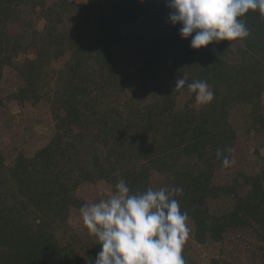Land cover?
I'll return each instance as SVG.
<instances>
[{"label":"trees","instance_id":"trees-1","mask_svg":"<svg viewBox=\"0 0 264 264\" xmlns=\"http://www.w3.org/2000/svg\"><path fill=\"white\" fill-rule=\"evenodd\" d=\"M169 12L166 0H0V82L14 70L9 99L47 102L54 121L31 157L20 151L7 164L0 150V264H95L101 245L69 218L91 204L81 187L104 183L113 194L120 180L134 193L181 189L174 198L199 245L246 230L264 242V168L217 179L232 168L236 107L250 110L242 133L264 135V16L241 18L244 40L193 49ZM183 77L206 81L214 100L174 92Z\"/></svg>","mask_w":264,"mask_h":264},{"label":"clouds","instance_id":"clouds-1","mask_svg":"<svg viewBox=\"0 0 264 264\" xmlns=\"http://www.w3.org/2000/svg\"><path fill=\"white\" fill-rule=\"evenodd\" d=\"M166 6L170 23L181 25L179 34L191 37L193 49L244 40L250 30L241 18L249 10L264 16V0H166ZM185 88L200 105L214 100L206 81L183 77L176 81L174 92ZM222 156L223 166H230V159L218 149L217 158ZM114 187L107 199L80 208L83 224L101 245L95 264H186L182 251L190 218L174 198L182 190L161 187L134 193L123 180Z\"/></svg>","mask_w":264,"mask_h":264},{"label":"rangeland","instance_id":"rangeland-1","mask_svg":"<svg viewBox=\"0 0 264 264\" xmlns=\"http://www.w3.org/2000/svg\"><path fill=\"white\" fill-rule=\"evenodd\" d=\"M43 23V19H37L38 28H41ZM232 58L237 59L238 55ZM61 64L57 63V67ZM53 82L54 80L52 84ZM17 83L18 76L15 71L6 68L0 82V150L4 152L7 164L13 163L20 151L31 157L34 150L45 144L54 132L53 114L47 102L32 106L29 102L20 105L18 101L9 99V93L15 90ZM208 86L211 90V86ZM183 102L184 99L181 104ZM3 103L4 106L1 105ZM249 112L248 107H236L230 113L232 122L239 126V136L232 168L229 172L218 171L219 181L233 178L238 171L260 173L264 168V135L254 133L253 130L247 134L242 133L247 125ZM79 194L89 199L91 204L112 195L110 188L104 183L81 187ZM216 206L217 203L214 202L213 208ZM69 225L80 233L87 232L79 211L71 212ZM189 228L187 254L192 258L190 264H210L213 257L221 261L225 260L227 263L224 264H264V242L260 241L252 231L233 233L231 240L228 238V243L225 245H199L193 240L192 227ZM62 236L67 237L64 233Z\"/></svg>","mask_w":264,"mask_h":264}]
</instances>
